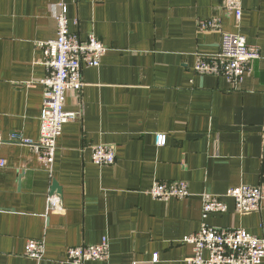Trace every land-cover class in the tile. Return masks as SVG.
Here are the masks:
<instances>
[{
  "label": "crops",
  "instance_id": "crops-1",
  "mask_svg": "<svg viewBox=\"0 0 264 264\" xmlns=\"http://www.w3.org/2000/svg\"><path fill=\"white\" fill-rule=\"evenodd\" d=\"M224 1L0 0V264H34L28 240L44 242L41 264L103 240L107 261L86 264H187L182 239L202 223L264 235V210L241 215L223 198L226 213L201 214L204 194L264 185V0H242L238 25ZM61 4L69 32L93 33L108 51L66 99L77 118L63 126L48 172L8 136L38 140L45 69L36 45L56 37ZM214 17L260 53L236 86L193 71L197 57L219 51V34L199 28ZM93 145L112 147L114 165H93ZM157 181H183L190 196L155 200Z\"/></svg>",
  "mask_w": 264,
  "mask_h": 264
},
{
  "label": "built area",
  "instance_id": "built-area-1",
  "mask_svg": "<svg viewBox=\"0 0 264 264\" xmlns=\"http://www.w3.org/2000/svg\"><path fill=\"white\" fill-rule=\"evenodd\" d=\"M224 11L234 18L236 25L242 17V0H225ZM57 33L52 40L37 43L42 53L39 63L45 69V76L39 83L43 86V101L39 117V135L36 142L23 139L11 133L8 140L33 149L37 160L48 172L52 171L57 140L63 126L75 121L77 115L65 110L70 92H79L83 87L82 68H97L108 49L93 33L85 40L68 30L67 9L58 5L54 12ZM202 31L216 32L220 36L219 51L215 55L197 57L194 66L196 75L222 77L236 86L249 73L251 63L260 58L259 50L246 44L244 37L222 30L218 17L201 22ZM167 137L155 135V146L166 145ZM5 144L0 133V149ZM91 162L98 167L113 166L115 151L108 145L91 147ZM4 161L0 160V168ZM148 194L155 200L168 201L171 198L186 199L190 196L187 183L183 181L163 183L154 182ZM233 201L235 212L241 215L260 214L264 210V185H239L228 189L223 196L204 194L201 197V214L205 220L211 214H224L227 206L222 199ZM191 247V257L187 264H261L264 261V235L257 237L242 229H221L202 223L199 230L182 239ZM204 253L207 257L204 258ZM24 255L34 264H41L45 255L43 241L28 240ZM108 243L103 240L95 246L68 248L65 257L58 264H86L94 261H107ZM157 257L152 261L156 262Z\"/></svg>",
  "mask_w": 264,
  "mask_h": 264
},
{
  "label": "water",
  "instance_id": "water-1",
  "mask_svg": "<svg viewBox=\"0 0 264 264\" xmlns=\"http://www.w3.org/2000/svg\"><path fill=\"white\" fill-rule=\"evenodd\" d=\"M53 187H55V188H56V183H53Z\"/></svg>",
  "mask_w": 264,
  "mask_h": 264
}]
</instances>
